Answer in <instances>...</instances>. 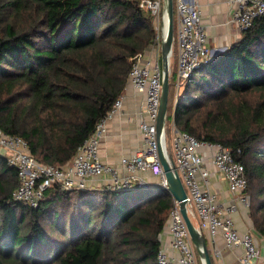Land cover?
Returning <instances> with one entry per match:
<instances>
[{
  "label": "trees",
  "instance_id": "obj_1",
  "mask_svg": "<svg viewBox=\"0 0 264 264\" xmlns=\"http://www.w3.org/2000/svg\"><path fill=\"white\" fill-rule=\"evenodd\" d=\"M154 23L128 0H0V128L23 138L37 161L65 165L123 94L129 59L156 40ZM175 81L171 69L169 89ZM180 87L165 139L173 123L228 148L264 236V15ZM17 185L0 153V264H158L168 190L53 185L33 208L12 199Z\"/></svg>",
  "mask_w": 264,
  "mask_h": 264
},
{
  "label": "built area",
  "instance_id": "obj_2",
  "mask_svg": "<svg viewBox=\"0 0 264 264\" xmlns=\"http://www.w3.org/2000/svg\"><path fill=\"white\" fill-rule=\"evenodd\" d=\"M153 16L157 29L162 25V37L167 18L163 0H128ZM232 9L231 23L239 32L251 27L253 21L264 15V0H227ZM177 27V64L175 86L181 84L214 56L207 46V33L198 5L194 0H173ZM174 22V18H173ZM159 35L152 46L159 44ZM131 69L128 86L143 96L142 111L137 116L141 134V147L120 159L118 167L103 163L99 156V142L106 133V122L118 114L123 95L113 103L107 114L101 118L93 133L77 149L74 157L63 166L39 162L30 154L27 142L17 135L7 134L0 128V153L17 171L18 185L12 199L36 208L47 189L58 185L61 190H87L93 180L103 176L108 181L102 186L111 190H132L146 188L152 183L147 177L157 179L156 185L168 190L167 181L159 158L162 148L166 159L172 161L173 169L183 185L186 211L197 231L206 236L212 246L211 255L222 257L220 239L226 250H239L236 264H264V236L254 229L240 232L236 229L233 214L238 204L248 209L249 196L245 190L247 180L243 165L236 161L232 152L218 143L198 140L193 135L170 125V153L166 147L165 133L156 134L159 114L163 72L159 59L145 58L138 54L130 58ZM209 162L227 183L228 190L235 194L234 202L220 203L216 194L208 188ZM158 186V187H159ZM165 228L170 235L167 248L161 242L157 254L158 264H198L196 252L185 221L180 213L179 202L172 197ZM200 264L202 262L200 261Z\"/></svg>",
  "mask_w": 264,
  "mask_h": 264
},
{
  "label": "crops",
  "instance_id": "obj_3",
  "mask_svg": "<svg viewBox=\"0 0 264 264\" xmlns=\"http://www.w3.org/2000/svg\"><path fill=\"white\" fill-rule=\"evenodd\" d=\"M194 1L199 7L201 18L205 25L208 38L207 46L215 57L232 43L238 41L241 37V32H239L230 21L232 9L227 3V0ZM156 52L157 47L151 46L143 55L145 58H152L155 56ZM122 95V107L118 114L114 115L112 119L106 122V133L99 142V156L101 161L115 167L119 166L122 157L134 153L142 145L137 116L142 111L143 96L133 91L128 85ZM205 165L209 170V190L216 194L220 203L234 202L235 194L228 190L227 183L223 176L216 172L209 162H206ZM106 181H108V177L103 176L90 182L89 186L91 189L100 188ZM147 181L154 185L157 183V179L150 176L147 177ZM232 218L238 231L244 232L246 230H253L252 222L248 215V209H245L242 204H238V209L233 214ZM169 241L170 235L168 230L164 228L161 233V242L165 248L168 247ZM217 245L219 248H222L223 253L221 258L212 256L215 264H236L239 250L224 249V245L220 239L217 241ZM208 248L211 253L212 246L208 245ZM261 253L264 254V250H262Z\"/></svg>",
  "mask_w": 264,
  "mask_h": 264
},
{
  "label": "water",
  "instance_id": "obj_4",
  "mask_svg": "<svg viewBox=\"0 0 264 264\" xmlns=\"http://www.w3.org/2000/svg\"><path fill=\"white\" fill-rule=\"evenodd\" d=\"M163 10L166 12L167 24L166 32L163 35L160 42L161 51V68L163 72L162 79V90L159 106V114L156 123V134L160 138L163 134L167 105H168V94H169V55L171 54V47L173 42V16H174V5L173 0H163L162 1ZM159 158L164 171V175L168 185V191L171 196L179 202L180 213L185 221L189 237L193 243L194 248L197 251L202 264H212L211 256L207 248L204 237L197 231L195 225L189 218L186 206L185 198L186 194L183 185L177 175V172L173 169L172 161L169 162L163 154L162 148L159 149ZM153 187H158L159 185L151 184ZM159 188H161L159 186Z\"/></svg>",
  "mask_w": 264,
  "mask_h": 264
},
{
  "label": "rangeland",
  "instance_id": "obj_5",
  "mask_svg": "<svg viewBox=\"0 0 264 264\" xmlns=\"http://www.w3.org/2000/svg\"><path fill=\"white\" fill-rule=\"evenodd\" d=\"M155 23H154V28L156 29V31L158 32V35L160 37H159V44H156L157 52H156L154 58L156 57L157 59H160L161 58L160 42H161V39H162V31H161L162 25H159V28L157 29V27H155ZM177 42H178V38H177V27H176V14L174 13L173 42H172L171 50L173 48L175 50V52L170 57V67H169V69H170V71L172 69L175 73H176V63H177L176 62V57L178 56ZM159 63H160V60H159ZM170 71H169V74H170ZM182 93H183V88L176 87V86L175 87H170V89H169V96H168V103L170 104L171 108H173V106L175 105L176 100L178 98V95H180ZM167 145H168L169 153H170V148H171V145H170V132L166 136V146ZM205 239H206V237H205ZM206 241H207V239H206ZM196 259H197L198 264H200L201 259L199 258L198 254H197V251H196ZM213 262L215 264L214 259H213Z\"/></svg>",
  "mask_w": 264,
  "mask_h": 264
},
{
  "label": "bare ground",
  "instance_id": "obj_6",
  "mask_svg": "<svg viewBox=\"0 0 264 264\" xmlns=\"http://www.w3.org/2000/svg\"><path fill=\"white\" fill-rule=\"evenodd\" d=\"M166 30H164V34H165Z\"/></svg>",
  "mask_w": 264,
  "mask_h": 264
}]
</instances>
